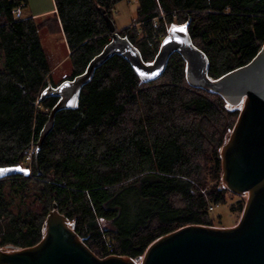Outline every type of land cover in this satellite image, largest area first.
Segmentation results:
<instances>
[{"label": "trees", "instance_id": "obj_1", "mask_svg": "<svg viewBox=\"0 0 264 264\" xmlns=\"http://www.w3.org/2000/svg\"><path fill=\"white\" fill-rule=\"evenodd\" d=\"M54 1L56 13L37 19L15 14L18 8L23 14L28 0H0V167L31 169L30 176L0 180V249L39 242L54 204L101 257L139 259L169 232L215 225L216 209L235 196L222 183L220 150L240 106L192 87L179 53L148 83L123 57L106 61L83 87L78 106L57 113L36 161L41 131L58 102L41 100L58 85L41 31L64 35L73 67L67 79H73L110 42L106 16L116 24L115 8L125 0ZM137 1L132 25L117 30L145 62L154 60L172 25L189 19L211 78L249 63L264 44V0ZM244 204L240 198L231 210L241 213Z\"/></svg>", "mask_w": 264, "mask_h": 264}, {"label": "water", "instance_id": "obj_2", "mask_svg": "<svg viewBox=\"0 0 264 264\" xmlns=\"http://www.w3.org/2000/svg\"><path fill=\"white\" fill-rule=\"evenodd\" d=\"M106 19L112 38L86 71L42 93L41 100L52 96L58 102L41 131L36 161L57 113L78 106L83 87L106 61L115 55L123 57L148 83L159 79L170 57L179 53L186 62V79L192 87L218 94L228 105L240 106L220 155L223 186L235 195L246 196L242 215L229 227L190 224L178 228L153 241L141 258L134 259L97 255L54 204L43 224L41 240L25 248L0 249V264H264V44L249 63L214 79L209 76L207 55L190 36V19L169 28L152 62H145L139 49L120 35L115 22L108 16ZM0 169L7 170L0 172V180L31 173L21 165Z\"/></svg>", "mask_w": 264, "mask_h": 264}, {"label": "rangeland", "instance_id": "obj_3", "mask_svg": "<svg viewBox=\"0 0 264 264\" xmlns=\"http://www.w3.org/2000/svg\"><path fill=\"white\" fill-rule=\"evenodd\" d=\"M53 7L54 0H28L27 6L24 9L22 8L23 14L21 8L20 12H15V14L19 17L21 15H31L35 18L46 19L53 16V14L46 17H40L41 14L38 13L50 10ZM137 7V0H125L117 5L114 11V17L118 30H123L124 28L132 25L133 21L137 17ZM40 39L52 69V80L54 84H59L61 81L63 82V80L69 78L73 71V67L69 59L70 51L66 44L64 35L61 32L52 33L45 28L41 31ZM228 197L230 198V194H228ZM240 198L246 200V196L242 197L235 195L229 199L227 204L220 205L216 209L214 216L220 215L221 217L215 220L216 224L214 226L229 227L238 223L242 212H234L231 209L234 202Z\"/></svg>", "mask_w": 264, "mask_h": 264}, {"label": "crops", "instance_id": "obj_4", "mask_svg": "<svg viewBox=\"0 0 264 264\" xmlns=\"http://www.w3.org/2000/svg\"><path fill=\"white\" fill-rule=\"evenodd\" d=\"M55 13H56V6H55V1H54V7L52 9L44 11V12H41V13H38V14H41L40 17H46V16H49V15H52V14L54 15ZM25 17L35 18L34 16H31V15H28V16L26 15ZM37 19H40V18H37Z\"/></svg>", "mask_w": 264, "mask_h": 264}, {"label": "snow or ice", "instance_id": "obj_5", "mask_svg": "<svg viewBox=\"0 0 264 264\" xmlns=\"http://www.w3.org/2000/svg\"><path fill=\"white\" fill-rule=\"evenodd\" d=\"M7 171L6 169H0V172Z\"/></svg>", "mask_w": 264, "mask_h": 264}, {"label": "built area", "instance_id": "obj_6", "mask_svg": "<svg viewBox=\"0 0 264 264\" xmlns=\"http://www.w3.org/2000/svg\"><path fill=\"white\" fill-rule=\"evenodd\" d=\"M15 12H20V8L16 9V11H15Z\"/></svg>", "mask_w": 264, "mask_h": 264}]
</instances>
